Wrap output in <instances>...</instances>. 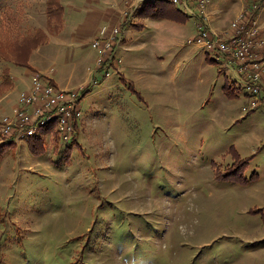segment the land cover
<instances>
[{"label":"rangeland","instance_id":"obj_1","mask_svg":"<svg viewBox=\"0 0 264 264\" xmlns=\"http://www.w3.org/2000/svg\"><path fill=\"white\" fill-rule=\"evenodd\" d=\"M1 3L19 6L14 18L0 14V75L12 78L0 84V118L31 89L28 69H53L59 88L86 82L98 55L61 41L71 19L50 34L46 0ZM147 10L133 32L188 15L169 1ZM193 21L182 42L197 33ZM38 28L53 42L22 52L16 41ZM219 56L225 66L176 77L122 75L123 64L97 74L70 143L48 133L0 144V264H264V109L242 111L250 90Z\"/></svg>","mask_w":264,"mask_h":264},{"label":"built area","instance_id":"obj_2","mask_svg":"<svg viewBox=\"0 0 264 264\" xmlns=\"http://www.w3.org/2000/svg\"><path fill=\"white\" fill-rule=\"evenodd\" d=\"M154 0H126L129 19L136 16L144 3ZM157 1V0H155ZM186 13L196 7L202 20L197 25V33L188 44L198 45L205 52L221 53L227 57L229 64L236 66V71L249 88L248 101L242 111L249 113L264 109V36L253 12L238 16L231 28L219 33L207 27L205 18L208 15L211 0H167ZM253 10H259L263 4L254 0ZM127 17V18H128ZM90 45L97 52L96 68L90 71L92 79L75 89H63L52 83L42 72H34L31 89L22 91L18 105L11 116L0 118V144H13L42 135L46 129L54 126L60 135V141L70 143L76 135L78 122L84 112L80 106L82 98L90 88L99 83L101 78H110L117 74L124 63L122 50L125 48L120 26L104 25L95 35Z\"/></svg>","mask_w":264,"mask_h":264},{"label":"crops","instance_id":"obj_3","mask_svg":"<svg viewBox=\"0 0 264 264\" xmlns=\"http://www.w3.org/2000/svg\"><path fill=\"white\" fill-rule=\"evenodd\" d=\"M62 2L67 9L66 20L71 19L74 24L70 29L73 32L71 38L66 41L61 40L62 42H70L69 45H81L86 42L89 44L91 39L104 25L122 26L125 28V44L129 47V50L125 54L123 53L125 58L120 69L122 75L124 72H137L138 69L141 75H147L144 74V70H150L152 74L153 71L159 69V72H156L157 74L165 73L166 76L171 74L176 77L182 71L195 72L201 70L211 60L224 66L226 65V60L219 56V54L212 52L217 55L216 58V55H210V52H205L200 46L190 45L188 44V40L187 42H182V37H176L177 33L179 36L181 33H187L184 25L188 21L191 22L192 19L194 20L195 31L197 32V24H199L202 18L196 7H193V10L187 13V16L181 17H184V20L181 18L177 20L172 19L169 16L167 20L153 22V25L144 24V27H140L138 30L134 28V31H136L133 32L134 22L139 20L141 16L137 17L135 21L129 19L126 14V0H62ZM259 2L263 4V7L259 10H253L252 5L255 3L254 0H211L208 15L205 18L206 25L211 30L224 33L227 36L226 32L230 30L232 23L238 16L245 12H253V16L256 17V21L260 26V34L264 36V0H259ZM155 3L151 1L146 4L144 3L145 5L140 14L142 15L145 8L146 10L148 9L146 12H149ZM180 11L183 12V10ZM50 42H53V39ZM60 54L69 55L66 52L64 54L62 50ZM230 69L232 68L226 67L224 72ZM41 70L36 69L35 71L42 72L46 76L47 72L53 69L47 68L45 71ZM26 74L32 82V71L28 69ZM90 78V72H88L86 81H89ZM30 81L26 86L27 88L32 84ZM17 100L12 105L10 114L17 105Z\"/></svg>","mask_w":264,"mask_h":264},{"label":"trees","instance_id":"obj_4","mask_svg":"<svg viewBox=\"0 0 264 264\" xmlns=\"http://www.w3.org/2000/svg\"><path fill=\"white\" fill-rule=\"evenodd\" d=\"M155 2H156L155 5L151 7L152 11L153 10L158 11L160 10V8L163 9L165 7V4L167 3V1L165 0L163 1L157 0ZM14 5L19 6L18 4H14V3L3 4L1 3L0 0V11H2L0 14H4L7 15L8 18H12L13 13L17 12V11L13 12ZM157 8L159 9L157 10ZM144 10H146V8ZM161 11L164 12V10ZM66 14H67V9L66 6L63 4L62 0H46V15H47L48 26L50 28V34L53 33L59 34L64 30L65 22H66ZM50 34L46 33L43 29L38 28L29 31L26 34H23L22 40H18L16 42L19 44V46L22 47V52L26 50L30 54L33 49L38 48L39 46H42L46 43L48 44L51 39ZM16 63L19 64L20 66L29 67V62H27L26 59H22L21 61H16ZM11 81L12 78H11L10 70L9 68H6L4 70V73L0 75V82H1L0 84H8ZM48 133H53L58 137V140H60V135L54 126H51L48 129H46L43 135ZM76 136L74 138H76ZM38 139H42V137H38ZM29 141H33V138L29 139Z\"/></svg>","mask_w":264,"mask_h":264}]
</instances>
